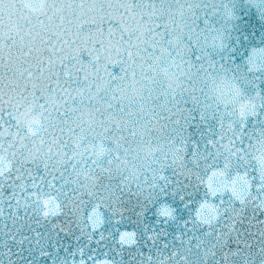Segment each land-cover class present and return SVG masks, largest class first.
Listing matches in <instances>:
<instances>
[{"label":"snow or ice","instance_id":"obj_1","mask_svg":"<svg viewBox=\"0 0 264 264\" xmlns=\"http://www.w3.org/2000/svg\"><path fill=\"white\" fill-rule=\"evenodd\" d=\"M0 264H264V0H0Z\"/></svg>","mask_w":264,"mask_h":264}]
</instances>
